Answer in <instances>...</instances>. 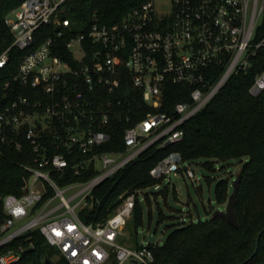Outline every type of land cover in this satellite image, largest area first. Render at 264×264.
Instances as JSON below:
<instances>
[{"label":"built area","instance_id":"built-area-1","mask_svg":"<svg viewBox=\"0 0 264 264\" xmlns=\"http://www.w3.org/2000/svg\"><path fill=\"white\" fill-rule=\"evenodd\" d=\"M65 1L22 0L3 20L12 41L0 52V69L10 48L23 54L0 85V148L26 159L20 192L1 198L0 264H39L23 256L31 241L8 246L33 231L68 264H151L148 243L120 241L138 190L104 222L86 223L80 212L92 207L102 181L143 150L181 140L185 121L250 66L264 47V34L251 42L264 0H146L111 24L93 12L81 32L64 16ZM41 26L52 31L36 37ZM169 82L184 86L187 98L166 113L156 109ZM248 92L264 95V68ZM138 96L150 110L123 130V149L103 150L111 120L130 121ZM186 164L172 151L148 173L192 179Z\"/></svg>","mask_w":264,"mask_h":264},{"label":"trees","instance_id":"trees-1","mask_svg":"<svg viewBox=\"0 0 264 264\" xmlns=\"http://www.w3.org/2000/svg\"><path fill=\"white\" fill-rule=\"evenodd\" d=\"M22 0H0V52L12 41L4 17ZM146 0H66L64 16L74 32L85 31L94 12L100 22L111 24L121 20L130 9ZM51 26H41L35 36L48 34ZM264 34V13L255 27L252 43ZM23 51L10 48L7 64L0 69V85L13 72ZM245 71L232 74L211 100L183 124L181 140L163 147H148L118 172L102 181L92 192V207L81 210L86 223H101L110 216L130 193L158 185L161 180L152 178L149 169L168 153L178 152L183 162L205 159L201 165L214 170L213 162L236 160L240 181L234 202L237 226L233 227L220 216L210 215L203 220H193L172 228L161 244L148 243L154 260L151 264H264V95L252 96L248 88L255 75L264 68V47L256 49L249 58ZM187 89L169 82L163 92L161 105L156 110L170 113L173 104L185 100ZM5 100L0 98V106ZM139 98L133 106L130 121L110 122L109 141L103 150L123 149V130L144 117L149 111ZM26 156L13 148H0V222L4 214L1 198L6 194H18L24 174L20 164ZM223 166H220L222 168ZM234 178V175L232 179ZM231 179V180H232ZM210 182V179L207 178ZM231 183V182H230ZM229 182L226 177L214 185L213 197L217 204L227 201ZM147 201V196H144ZM161 213L157 223L161 220ZM148 220L150 213L148 210ZM127 227L135 232L142 225V209L138 196ZM260 233L256 252L255 238ZM32 243L33 250L24 253L36 263L56 257V250L45 243L43 237L33 231L12 241L8 246L16 248ZM133 244L132 246H138ZM51 264H68L61 256Z\"/></svg>","mask_w":264,"mask_h":264},{"label":"rangeland","instance_id":"rangeland-1","mask_svg":"<svg viewBox=\"0 0 264 264\" xmlns=\"http://www.w3.org/2000/svg\"><path fill=\"white\" fill-rule=\"evenodd\" d=\"M159 1L161 0H157ZM204 160L199 159L186 164L193 170L192 179L187 178L180 171L176 175L169 174V179L161 180L158 185L139 189L136 197L138 196L142 209V225L138 226L135 232L125 225L122 228L120 241L130 245L132 243L161 244L172 228L189 221L203 220L212 215L214 210L224 209L226 202L220 205L214 201V185L218 179L226 177L231 188L230 182L239 169V164L236 160L224 163L213 162L214 170L210 171L201 165ZM148 210L150 220H148ZM159 213L161 220L157 223ZM41 258L43 260V257ZM56 260L57 257H53L50 261L54 263ZM123 264L131 263L126 261Z\"/></svg>","mask_w":264,"mask_h":264},{"label":"water","instance_id":"water-1","mask_svg":"<svg viewBox=\"0 0 264 264\" xmlns=\"http://www.w3.org/2000/svg\"><path fill=\"white\" fill-rule=\"evenodd\" d=\"M239 181H240V171L238 169L234 173V178L231 180V183H230L231 192L228 195L224 209H222V210L216 209L212 213V216H220L221 218H223L226 222H228L233 227L237 226V221H236V217H235V213H234V202H235V198H236V195L238 192ZM259 235H260V233H258L256 238H255V248L253 250V253L256 252ZM28 249L29 248L27 247L24 251H27ZM44 262H45V264H51L50 261H48L46 259Z\"/></svg>","mask_w":264,"mask_h":264}]
</instances>
